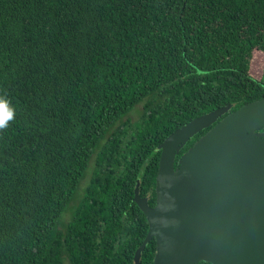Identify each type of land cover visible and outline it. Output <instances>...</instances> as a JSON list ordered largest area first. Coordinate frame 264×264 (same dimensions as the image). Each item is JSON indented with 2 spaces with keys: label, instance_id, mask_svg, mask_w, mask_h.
Returning a JSON list of instances; mask_svg holds the SVG:
<instances>
[{
  "label": "trees",
  "instance_id": "16d2710c",
  "mask_svg": "<svg viewBox=\"0 0 264 264\" xmlns=\"http://www.w3.org/2000/svg\"><path fill=\"white\" fill-rule=\"evenodd\" d=\"M255 52L264 0H0V264H136L137 183L154 206L167 136L264 98Z\"/></svg>",
  "mask_w": 264,
  "mask_h": 264
},
{
  "label": "water",
  "instance_id": "95a60500",
  "mask_svg": "<svg viewBox=\"0 0 264 264\" xmlns=\"http://www.w3.org/2000/svg\"><path fill=\"white\" fill-rule=\"evenodd\" d=\"M231 107L191 120L159 145L156 204L140 183L135 189L150 227L136 264L153 238L154 264H264V98ZM209 127L176 166L186 143Z\"/></svg>",
  "mask_w": 264,
  "mask_h": 264
},
{
  "label": "clouds",
  "instance_id": "9594fccd",
  "mask_svg": "<svg viewBox=\"0 0 264 264\" xmlns=\"http://www.w3.org/2000/svg\"><path fill=\"white\" fill-rule=\"evenodd\" d=\"M15 108L6 95L0 94V131L7 129L15 119Z\"/></svg>",
  "mask_w": 264,
  "mask_h": 264
},
{
  "label": "rangeland",
  "instance_id": "374dc122",
  "mask_svg": "<svg viewBox=\"0 0 264 264\" xmlns=\"http://www.w3.org/2000/svg\"><path fill=\"white\" fill-rule=\"evenodd\" d=\"M256 54V59L255 60V64H256V68L257 70H259L261 73H263L264 75V68H263V65H264V54H261L259 52H255ZM138 109H141V106H138ZM135 110L131 113V116L134 120L138 119L140 113H139V110ZM91 172H92V166L90 167L89 169V173H88V176L85 178V180L83 181L82 183V187H81V191L83 190V188L88 184L89 182V179H90V175H91ZM71 217V213L70 212H67L63 218V220L66 222L70 219ZM65 264H70L69 261L66 259L65 260Z\"/></svg>",
  "mask_w": 264,
  "mask_h": 264
},
{
  "label": "flooded vegetation",
  "instance_id": "af4514ba",
  "mask_svg": "<svg viewBox=\"0 0 264 264\" xmlns=\"http://www.w3.org/2000/svg\"><path fill=\"white\" fill-rule=\"evenodd\" d=\"M261 131H264V128H263V129H261Z\"/></svg>",
  "mask_w": 264,
  "mask_h": 264
}]
</instances>
